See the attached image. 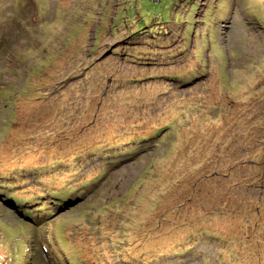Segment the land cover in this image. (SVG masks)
Here are the masks:
<instances>
[{"label":"rangeland","instance_id":"obj_1","mask_svg":"<svg viewBox=\"0 0 264 264\" xmlns=\"http://www.w3.org/2000/svg\"><path fill=\"white\" fill-rule=\"evenodd\" d=\"M54 256L264 264V0H0V264Z\"/></svg>","mask_w":264,"mask_h":264},{"label":"trees","instance_id":"obj_2","mask_svg":"<svg viewBox=\"0 0 264 264\" xmlns=\"http://www.w3.org/2000/svg\"><path fill=\"white\" fill-rule=\"evenodd\" d=\"M51 68V66L50 67H48L47 69H46V73H43V75L42 76H44V77H47V75L49 74V75H51V72H52V70L50 69ZM54 68V67H53ZM35 83H37V82H35ZM92 174V172H90V173H88V178L87 179H81L82 181H86V180H92V181H95V180H98L101 176H94V175H91ZM13 196V195H12ZM58 200V202L60 203H62V201H63V197H60V199H57ZM64 202V201H63ZM21 252H24V254H25V251L23 250H20V251H17L16 252V254H22Z\"/></svg>","mask_w":264,"mask_h":264},{"label":"bare ground","instance_id":"obj_3","mask_svg":"<svg viewBox=\"0 0 264 264\" xmlns=\"http://www.w3.org/2000/svg\"><path fill=\"white\" fill-rule=\"evenodd\" d=\"M21 206V205H20Z\"/></svg>","mask_w":264,"mask_h":264}]
</instances>
